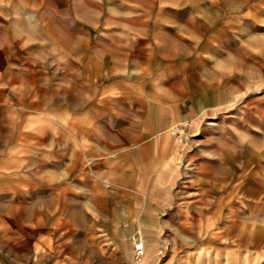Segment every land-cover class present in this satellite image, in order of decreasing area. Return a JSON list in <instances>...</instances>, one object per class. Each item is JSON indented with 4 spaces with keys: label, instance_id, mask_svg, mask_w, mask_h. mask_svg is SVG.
Segmentation results:
<instances>
[{
    "label": "rangeland",
    "instance_id": "374dc122",
    "mask_svg": "<svg viewBox=\"0 0 264 264\" xmlns=\"http://www.w3.org/2000/svg\"><path fill=\"white\" fill-rule=\"evenodd\" d=\"M0 264H264V0H0Z\"/></svg>",
    "mask_w": 264,
    "mask_h": 264
},
{
    "label": "crops",
    "instance_id": "0c3cea01",
    "mask_svg": "<svg viewBox=\"0 0 264 264\" xmlns=\"http://www.w3.org/2000/svg\"><path fill=\"white\" fill-rule=\"evenodd\" d=\"M112 72L113 71L111 70H109L108 72L106 69H103V87L101 88L103 97L101 99V102H111L116 104L120 103V106L125 104L129 107L130 103H133L136 99H134V96L130 90L121 91V86L124 84L123 80H107V78H109L113 74ZM114 108H116V106L111 107L110 113H106L104 111L102 112L100 110L83 112L82 115H79L77 121L78 128L84 131L89 137H91L90 139H95V137L91 136L90 134H98L96 123L101 124L103 127L109 128V131H111V133H123L124 123L123 121L119 120L123 119L124 117L123 111ZM25 116H27V114ZM125 131L128 132L127 130ZM39 133H44L43 126H40ZM85 141L87 142L86 139Z\"/></svg>",
    "mask_w": 264,
    "mask_h": 264
},
{
    "label": "built area",
    "instance_id": "2783aa9c",
    "mask_svg": "<svg viewBox=\"0 0 264 264\" xmlns=\"http://www.w3.org/2000/svg\"><path fill=\"white\" fill-rule=\"evenodd\" d=\"M190 126V122L188 120L181 121L178 123H175L172 127V134L173 135H179L184 129L188 128ZM140 249V247H139Z\"/></svg>",
    "mask_w": 264,
    "mask_h": 264
}]
</instances>
